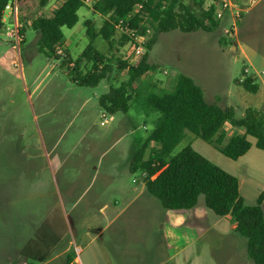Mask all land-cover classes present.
I'll return each instance as SVG.
<instances>
[{
	"label": "rangeland",
	"instance_id": "obj_1",
	"mask_svg": "<svg viewBox=\"0 0 264 264\" xmlns=\"http://www.w3.org/2000/svg\"><path fill=\"white\" fill-rule=\"evenodd\" d=\"M233 1L241 17L232 34L227 31L233 28L231 13L213 32L158 34L157 42L145 53L157 69L139 78L136 88L154 83L156 92H170L176 77L184 74L202 88L207 101L233 108L237 118L248 108L264 112V0ZM19 2V22L26 27L24 40L17 45L5 29L0 32V264H20L21 260L45 264L46 259H30L23 251L39 243V248L50 251L53 236L55 259L50 264H61L56 256L62 248L70 246L76 253V245L91 228L108 225L109 219L100 211L103 205L113 206L117 200L118 208H123L143 187L148 204L161 206L147 193L141 173L129 170L138 140L151 133L158 113L146 117L133 105L127 114H111L100 106L99 99L110 86L128 80V70H119L118 60L134 64V44L121 45L122 30H116L110 40L101 35L108 15L85 4L78 12V23L63 29V47L76 60L91 41L86 33L90 20L97 34L96 52L111 66L98 86H80L68 61L64 64L62 58L48 56L30 27L38 16L52 15L62 0H50L45 8L39 6L40 0ZM185 4L197 9L190 0ZM80 71H85V65ZM241 78H253L259 91H246L239 84ZM102 113L112 115L113 120L101 125ZM243 134L242 129H235L227 137ZM187 135L193 136L187 133L173 155L191 145L230 173L239 167L241 193L248 203H255L264 190V158L259 155L264 149L256 147V138L248 137L253 146L235 165L214 144L195 136L191 142ZM131 212L132 208L106 230L104 246L111 244L115 230L127 246L137 245L126 224ZM218 219L212 214L213 227L198 236L183 258L190 264H254L246 240L238 238L227 221Z\"/></svg>",
	"mask_w": 264,
	"mask_h": 264
},
{
	"label": "trees",
	"instance_id": "obj_2",
	"mask_svg": "<svg viewBox=\"0 0 264 264\" xmlns=\"http://www.w3.org/2000/svg\"><path fill=\"white\" fill-rule=\"evenodd\" d=\"M11 0H0V32L3 30V16L6 5ZM197 9L185 4V0H96L93 8L101 15H108L100 30L101 35L110 40L116 32V23L132 13L139 11L129 21V27H138L144 18L152 29L147 51L157 42L158 34L179 30L191 33L199 30L213 32L222 25L221 19L215 18V7L208 0H190ZM50 0H40L39 6L45 8ZM85 6L82 0H62L52 15H40L30 27L39 36V46L47 51L48 56L56 57L55 49L63 46V29L73 28L79 21V10ZM241 17V16H240ZM139 29V28H137ZM25 25L21 27L24 35ZM86 33L91 41L74 60L65 49L63 63L74 71L75 82L80 86L96 87L109 75L111 66L108 59L96 52L93 40L97 35L93 23L86 21ZM121 45L132 41L129 34H124ZM24 40V38H23ZM129 60H118L119 70H128V80L119 86H110L109 91L99 99L100 106L111 114H127L135 105L149 117L158 113L151 133L138 140L130 163L132 173L140 172L149 195L155 197L167 210H190L201 203L218 217H231L236 224L234 233L246 240V250L254 264H264V193L254 204H247L240 193L238 178L214 164L191 145L173 155L176 147L185 139L187 133L210 142L226 157L237 161L253 146L248 137L256 138L255 145L264 149V113L248 108L245 114L237 118L231 107L221 106L206 100L202 88L189 76L179 74L170 92H156L154 83L143 84L136 88L137 80L157 66L148 62L144 55L134 64ZM75 66L70 67L69 63ZM88 64H91L88 68ZM85 65V71L81 67ZM253 78H246L239 84L250 93H257L259 85ZM230 124L235 129H242L243 135L227 137L225 126ZM152 143L155 146H151ZM23 254L30 259L44 261L38 257L39 251L27 247ZM26 264H35L28 261Z\"/></svg>",
	"mask_w": 264,
	"mask_h": 264
},
{
	"label": "crops",
	"instance_id": "obj_3",
	"mask_svg": "<svg viewBox=\"0 0 264 264\" xmlns=\"http://www.w3.org/2000/svg\"><path fill=\"white\" fill-rule=\"evenodd\" d=\"M254 109L261 111L259 108ZM234 130L235 128L227 124L224 132L228 136V133ZM188 138L191 142L194 141V135H189ZM263 153L264 150L259 155H263L264 158ZM237 161H234L235 165L238 163ZM262 167H264V164H262ZM235 170L236 173L231 174L235 175L240 183L238 177L240 169L236 166ZM134 191H137V188ZM261 192L264 193V190ZM144 193L145 190L141 187L137 194L132 195L128 199L127 204L123 208H118L117 200L114 201L113 206L103 205L100 211L104 218L109 219L108 225L91 228L90 233L82 237L80 243L76 245V253L71 250L70 246L62 248V251L56 256L61 258V264H190V261L187 258H183V255L190 251L199 235L204 234L207 228L213 227L212 213L203 203L190 210H167L162 205L159 208L156 205L150 206L148 204L149 198ZM241 196L243 197L242 193ZM245 202L254 204L248 203L246 200ZM131 208L132 212L127 218L126 224L129 228H132L134 232L133 240L137 245L127 246L123 243L119 231L115 230L112 232L111 244L104 246L102 240L106 230L111 225H114L124 212ZM148 211L152 213H148ZM219 218L217 222L227 221L234 231L236 224L231 217ZM50 233L52 232L48 230V235ZM53 237L50 251L39 248L40 243L37 245L38 257L46 259L45 264H50L55 259L52 255H54L55 251L54 245L56 241L54 240L56 236ZM21 251L18 254L19 257L22 255ZM20 264H26V261L21 260Z\"/></svg>",
	"mask_w": 264,
	"mask_h": 264
},
{
	"label": "built area",
	"instance_id": "obj_4",
	"mask_svg": "<svg viewBox=\"0 0 264 264\" xmlns=\"http://www.w3.org/2000/svg\"><path fill=\"white\" fill-rule=\"evenodd\" d=\"M85 4L90 5L93 4L96 0H82ZM209 5H214L215 7V18L216 19H223L227 13H231L232 18L234 19L233 28L227 30L230 34L232 31L236 32V24L241 16V10L237 8V5L234 3L233 0H208L207 2ZM141 6L135 8V10L125 16L124 18L120 19L116 23V30H122L125 34H129L133 39L130 41L134 44V56L133 62L136 63L139 61L147 52L146 45L149 42L152 34V29L147 21V18L142 19L138 22V27L131 28L129 27V21L133 18V16L139 11ZM19 13H20V2L19 0H11L5 7L4 16H3V23L6 31L7 37L12 39L17 45L23 41L24 35L21 34V27L22 24L19 22ZM8 22H10L8 24ZM139 28V29H137ZM55 54L60 57H66L65 48L63 46H58L55 49ZM70 67H74V62L69 63ZM248 70H245L247 73ZM245 79L241 78V82ZM101 125H105L108 122L113 120V116H108L105 113H102L101 116Z\"/></svg>",
	"mask_w": 264,
	"mask_h": 264
}]
</instances>
